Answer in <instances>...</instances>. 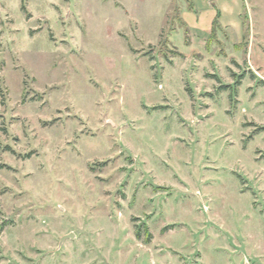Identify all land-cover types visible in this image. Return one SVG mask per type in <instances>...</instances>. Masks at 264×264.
<instances>
[{"label": "rangeland", "instance_id": "374dc122", "mask_svg": "<svg viewBox=\"0 0 264 264\" xmlns=\"http://www.w3.org/2000/svg\"><path fill=\"white\" fill-rule=\"evenodd\" d=\"M0 264H264V0H0Z\"/></svg>", "mask_w": 264, "mask_h": 264}, {"label": "trees", "instance_id": "16d2710c", "mask_svg": "<svg viewBox=\"0 0 264 264\" xmlns=\"http://www.w3.org/2000/svg\"><path fill=\"white\" fill-rule=\"evenodd\" d=\"M137 237H138V238H141V233H140V231H138V233H137ZM150 240H151V234L148 232V233H147L146 241L149 242Z\"/></svg>", "mask_w": 264, "mask_h": 264}]
</instances>
